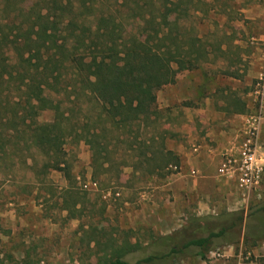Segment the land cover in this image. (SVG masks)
<instances>
[{
  "label": "trees",
  "instance_id": "trees-1",
  "mask_svg": "<svg viewBox=\"0 0 264 264\" xmlns=\"http://www.w3.org/2000/svg\"><path fill=\"white\" fill-rule=\"evenodd\" d=\"M19 2L5 0L15 9L0 20V155L7 144L23 140L44 155L42 168L70 179L63 146L93 137V180L117 183L126 166L168 176L179 159L167 147L156 93L205 55L195 27L184 22L188 6L199 12L200 0H30L25 8ZM32 78L39 93L31 90ZM44 110L53 111L52 119L37 121ZM135 122L141 131L131 130ZM261 242L264 198L247 209L192 215L144 247L113 248L104 264L205 259L239 243L246 254Z\"/></svg>",
  "mask_w": 264,
  "mask_h": 264
},
{
  "label": "rangeland",
  "instance_id": "rangeland-1",
  "mask_svg": "<svg viewBox=\"0 0 264 264\" xmlns=\"http://www.w3.org/2000/svg\"><path fill=\"white\" fill-rule=\"evenodd\" d=\"M19 4L28 7L30 0H21ZM111 4L107 1L105 6ZM244 4L239 0H200L197 5L199 12L195 13L194 7L188 6L184 22L195 27L205 50V55L197 59V67L190 70L196 79L202 74L200 91L217 88L222 101L233 106L242 105L243 94L238 92L244 91V100H248L246 121L256 108V105L252 106L249 92L258 76H255V71L263 70L264 60L258 68L257 62L252 64L240 59L242 53L251 55L255 46L240 47L235 43L239 38L246 41V36L233 25L238 17L237 9ZM13 8L11 3L9 6L5 0H0L2 23ZM195 16L201 19L200 23L196 22ZM11 60L13 62L14 57ZM240 70L242 74L254 70V75L239 79L242 87L234 85V81L228 78L240 74ZM31 81V90L39 93L40 85L33 78ZM176 91L167 84L157 91L156 100L160 125L167 130L166 144L170 149L181 139L176 128L182 119L173 110L179 102L173 101L172 107L164 105V102H172V94ZM52 117L53 111L44 110L36 120L45 122ZM141 129V122L131 126L133 132ZM262 135L264 138L263 128L261 138ZM14 142L16 144H7L5 154L0 155V264H104L115 247L123 244L144 247L148 242L185 225L192 215L213 214L227 209V192L236 191L235 195L244 201L246 205L239 209H247L252 202L264 198V182L260 191L246 198L233 182L221 177L216 180L215 189L205 192L196 189L187 193L180 189V181L175 183L173 190L160 189L179 171L174 166H170L171 172L166 177L143 175L126 166L117 183L113 180L106 182L104 176L93 180L91 157L96 150L93 137L77 144L67 142L63 146L64 159L71 173V178L67 179L62 171L42 168L45 157L35 147L23 140ZM221 183L225 191L218 187ZM147 194L153 195L148 201L151 208L144 207L138 199L140 195ZM73 213L75 217L71 216ZM229 247L234 255H223L221 251ZM149 251L151 248L135 251L126 258L136 259ZM243 252L244 248L239 243L211 251L205 259L182 257L171 263L168 258L156 264H264V242L246 254Z\"/></svg>",
  "mask_w": 264,
  "mask_h": 264
},
{
  "label": "crops",
  "instance_id": "crops-1",
  "mask_svg": "<svg viewBox=\"0 0 264 264\" xmlns=\"http://www.w3.org/2000/svg\"><path fill=\"white\" fill-rule=\"evenodd\" d=\"M239 1H244L245 4L237 9L236 14L238 17L233 25H235L241 35L244 34L246 36L247 42L239 38V40H235V43L240 47H245L248 44L255 45L253 46L254 50L248 48L250 51L253 50L251 55L242 53L240 59L245 62L249 61L248 63L252 64L257 62L259 68L264 60V0ZM257 74H259L258 71H255V76ZM192 75L190 70L179 72L175 76V81L169 84V86H173L177 90L172 94L174 100L172 102H164V105L170 104L169 106L171 107L173 101L179 102V105L173 106V110H176L175 114L179 113L181 115L179 118L182 119L179 123L180 126L176 128L181 139L175 147H171L178 156V164L174 165V168H178L179 171L169 178L172 181H167L161 186L160 189L166 191L173 190L175 183L178 181L181 182L180 189L187 193L196 189L199 192H205L210 188L215 189L218 177H220L217 169L220 164L221 154L227 146L241 139V132L244 127L248 103V100H244L245 92L242 90L238 92L240 95L243 94L241 106L228 105L222 101L221 96L217 95L220 93L217 88L200 91L199 81H201L202 74L197 79ZM250 75H254V70L245 71L244 74L240 70V74L230 75L231 77L228 78L234 81V85L242 87L239 79H247ZM253 87L249 92V97L251 98L252 106H255L252 94ZM235 88L234 86L233 89L236 90ZM170 121L172 122L171 118ZM262 128L264 129L263 123H261L259 129V142L264 148L263 135L261 138ZM208 183L211 184L208 185ZM218 185L222 191H225L222 183ZM235 194L236 191L225 193V202L228 204L227 210H237V208L239 209V207L246 205ZM152 196L149 194L140 195L138 199L144 207L151 208V205H148V201H150ZM154 203H156L155 196ZM153 207L155 206L153 205ZM221 252L223 255H234L231 247Z\"/></svg>",
  "mask_w": 264,
  "mask_h": 264
},
{
  "label": "built area",
  "instance_id": "built-area-1",
  "mask_svg": "<svg viewBox=\"0 0 264 264\" xmlns=\"http://www.w3.org/2000/svg\"><path fill=\"white\" fill-rule=\"evenodd\" d=\"M252 94L255 111L246 118L241 139L223 150L217 169L218 175L233 182L246 198L260 191L264 182V148L259 142L264 120V68L256 78Z\"/></svg>",
  "mask_w": 264,
  "mask_h": 264
}]
</instances>
